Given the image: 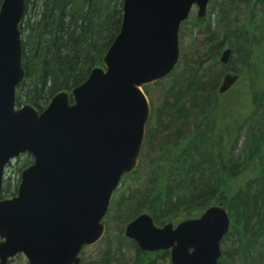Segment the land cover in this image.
I'll use <instances>...</instances> for the list:
<instances>
[{"label": "water", "instance_id": "water-1", "mask_svg": "<svg viewBox=\"0 0 264 264\" xmlns=\"http://www.w3.org/2000/svg\"><path fill=\"white\" fill-rule=\"evenodd\" d=\"M0 4V264L22 253L27 264H80L83 246L102 238L114 189L135 170L151 112L144 84L176 67L179 29L189 11L203 17L208 0H121L122 21L102 66L70 92L52 95L38 111L16 107L23 82L20 22L25 0ZM226 47L219 60L229 61ZM222 76L218 92L236 81ZM28 153L14 195L1 197L4 168ZM230 219L221 202L198 216L160 226L150 213L123 230L144 251L169 249L171 264H217Z\"/></svg>", "mask_w": 264, "mask_h": 264}, {"label": "trees", "instance_id": "trees-1", "mask_svg": "<svg viewBox=\"0 0 264 264\" xmlns=\"http://www.w3.org/2000/svg\"><path fill=\"white\" fill-rule=\"evenodd\" d=\"M214 1L209 0V6L213 7ZM254 1L262 7L260 16L256 15L258 24L251 14L243 24L225 25L219 35L208 25V15L193 18L194 27H208V46L202 47L193 62L181 60L188 51L181 47L176 68L165 79L152 83L159 86L162 101L152 108L146 123L144 146L136 169L122 177V180L130 179L134 183L127 188L134 189L135 193L139 191L138 201H143L140 205H146L158 226L168 221L177 222L183 217H194L205 207L221 201L231 219L229 231L221 242L230 243L222 247L217 264H264V60L261 64L246 66L248 88L252 93L251 107L243 119L247 121L245 140L236 156L228 121L240 112L241 95L230 96V92L234 93V88L244 82L245 73L234 69L237 80L223 93L217 92L222 75L231 69L226 67L227 63L218 60L222 40L229 46L237 43L244 61L250 55V50L245 47L248 39L264 56V0ZM220 3V10L225 12L222 7L232 2L221 0ZM24 11L20 34L25 77L16 88L15 103L17 106L31 103L41 111L53 94L71 91L86 79L93 67L102 65L105 52L121 25V0H25ZM185 24L186 21L180 25V31L184 30ZM248 28L253 29L249 35ZM206 60L210 61L208 66H205ZM259 82L263 88L257 91ZM224 96L231 101L221 103ZM229 107L233 108L232 116L228 115ZM201 117L205 121L196 127L195 123ZM144 155L150 157L146 166H141ZM30 158L24 154L18 173L32 161ZM247 166H252L255 175L233 186L232 181ZM146 174L150 179L140 188L136 182ZM17 184L18 179L15 184L4 179L1 195L11 196ZM117 191L119 194L111 198L104 219L106 232L111 218L125 222L141 212L135 208L125 221L115 215L120 206L130 201L127 198H132V193L127 196L125 189ZM122 237L126 239L124 235ZM128 242L135 248L132 260L115 262L107 253L94 261L95 264H155L157 257L168 254V249L144 251L132 239ZM115 248L117 252L121 251V242L118 241Z\"/></svg>", "mask_w": 264, "mask_h": 264}, {"label": "rangeland", "instance_id": "rangeland-1", "mask_svg": "<svg viewBox=\"0 0 264 264\" xmlns=\"http://www.w3.org/2000/svg\"><path fill=\"white\" fill-rule=\"evenodd\" d=\"M235 4H234V2ZM221 0H215L214 1V6L211 7L208 5V8L205 13V17H207V20L209 21V24L211 29H213L218 35L222 33V31L228 26H235L237 24H243L246 19L249 17L248 15L253 14L254 15V20L258 24L259 23V17L261 12L260 9L262 8L261 5L254 4V0H230L231 5H226L224 8L225 12L223 10H220L221 6ZM264 5V2H263ZM264 10V7H263ZM196 11L197 8L194 6L192 10L189 13V17L186 20V24L184 25V30L179 32V39L181 36V39L179 41V48L183 47L184 49L186 48L187 53L186 56L181 60H184L186 62H191L192 59L196 56H198L199 51L202 50V47H207V41H210L209 37V29L206 26L202 27H194L192 25L193 18L196 16ZM248 35L253 32L252 28L247 29ZM256 31V30H255ZM254 31V32H255ZM257 34V33H256ZM255 34V35H256ZM221 45V50L219 51V54L221 51L228 47L231 48L232 52L229 57L230 61L226 64V67L230 69L229 71H234V69L241 70L245 73V79L244 82H241L237 85V88L235 87L234 90H236L234 93H232L230 96L235 93H240L241 97L239 100V110L240 112H237L234 114L233 108L229 107L227 109L228 115L229 116H234L232 118H229L228 121V128L231 129V141H232V150L234 152V155L236 156L241 150L239 149L241 145H243L244 142V137H245V130L247 128V121H243L244 118H246V114L248 112V108L251 107V96L252 93H250L249 88H248V72L246 70V66H251V64H261V62L264 60V56L257 50L254 45L251 44V39H248L245 47H247L248 50H250V55L247 58V60L241 59L239 55V49L237 43H233L231 46L227 45L226 40H222L220 43ZM210 46V45H209ZM209 48V47H208ZM206 50H210V49ZM193 62V61H192ZM210 64V61H205V66H208ZM143 90L146 94V97H148L150 108H155V106H158L161 104L162 101V96L159 93V86L153 85V84H146L144 85ZM262 82H259V84L256 87V90L259 91L262 89ZM229 93V94H230ZM251 95V96H250ZM224 99L221 100L220 102H230L231 99L228 97H223ZM228 136V133H227ZM234 137V139H232ZM150 155H144L143 158L141 159V166H146L148 160H149ZM24 155H21L20 157L13 159L9 164L6 166L5 169V178L4 179H10L12 183L15 184L19 177V173L17 171V168L21 166V163L23 162ZM149 166V165H148ZM150 170V168H149ZM145 171L142 172L144 174ZM253 172L252 166H247L240 174H238L237 178H235L232 181V185L236 186L245 180H250L255 174ZM150 179V175L146 174L142 180L137 181V185L142 188L144 185H146L147 180ZM134 184L130 179L124 178V180H121L118 187L116 188V191L113 193L112 198L118 196L119 192L117 190H123L125 189L126 195L132 193V198H127L130 201L126 203L125 205L120 206L118 210H116L115 215L120 216V218L125 219L127 218L126 216L131 215L133 213V210L135 208L141 209V212L145 213H150L149 211L146 210V205H142L143 201H138L139 197V191L136 193L134 192V189H128L127 186ZM138 201V202H137ZM140 202L142 203L140 205ZM217 202V201H216ZM216 204V203H214ZM224 207V205H223ZM139 212V213H141ZM113 213H110L111 215ZM138 214V213H137ZM136 214V215H137ZM135 215V216H136ZM126 217V218H125ZM134 216L130 217L127 219L125 222H118L117 219H110L109 222V231L104 232V237L99 240L98 242L94 243L91 246H85L83 247L82 251L80 252V264H95L94 261L100 260L102 256H105L107 253L108 255H111L110 258L112 257L114 260L121 261V260H126L130 261L134 257L135 254V248L134 246L130 245L128 240L130 238L126 237L124 239L122 237L123 235V229L126 225V222L130 219H132ZM175 222V221H173ZM106 224V223H105ZM107 228V224H106ZM120 232V233H119ZM107 233V235H105ZM122 233V235H121ZM125 236V235H124ZM122 240H120V238ZM118 241L121 242V251L116 250L115 245H118ZM229 241H226V243H222L221 247H225L226 244H229ZM117 254V256H115ZM119 255L120 258H114L118 257ZM165 256V255H164ZM8 264H27V259L26 256H24L22 253L16 254L14 257L8 259L7 261ZM170 263V256H169V251L168 254H166V257H157L155 264H169Z\"/></svg>", "mask_w": 264, "mask_h": 264}, {"label": "bare ground", "instance_id": "bare-ground-1", "mask_svg": "<svg viewBox=\"0 0 264 264\" xmlns=\"http://www.w3.org/2000/svg\"><path fill=\"white\" fill-rule=\"evenodd\" d=\"M231 52H232V50H231ZM231 52H230V55H231ZM204 121H205V118L204 119L202 117L198 118L196 123H195L196 127H199L202 124V122H204Z\"/></svg>", "mask_w": 264, "mask_h": 264}]
</instances>
